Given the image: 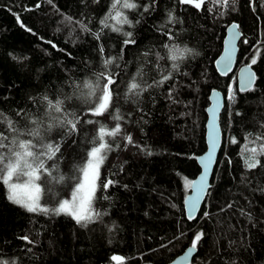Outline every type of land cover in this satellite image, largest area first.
<instances>
[{
	"label": "trees",
	"instance_id": "1",
	"mask_svg": "<svg viewBox=\"0 0 264 264\" xmlns=\"http://www.w3.org/2000/svg\"><path fill=\"white\" fill-rule=\"evenodd\" d=\"M133 2L136 8L122 9L120 0H0V112L21 128L31 127L16 115L21 109L47 125V96L64 100L65 111L81 121L72 133L58 125L42 133L41 143L60 149L44 157L49 171L35 181L47 213L13 203L0 182V264H164L197 233L203 235L190 264H264V155L256 156L257 167L246 165L252 149L264 145V0H205L199 8L179 0ZM116 12L122 16L106 19ZM123 18L130 23H119ZM231 22L241 32L237 67L255 72L246 90L238 89L234 71L223 75L215 66ZM105 59L113 62L105 67ZM102 71L118 84L108 112L96 117L80 96ZM133 78L143 89L138 94L128 91ZM213 89L225 97L223 143L209 195L188 221L183 201L205 150ZM117 124L120 132L106 135ZM100 128L110 149L95 180L94 218L77 223L54 209L84 194L78 185Z\"/></svg>",
	"mask_w": 264,
	"mask_h": 264
},
{
	"label": "snow or ice",
	"instance_id": "2",
	"mask_svg": "<svg viewBox=\"0 0 264 264\" xmlns=\"http://www.w3.org/2000/svg\"><path fill=\"white\" fill-rule=\"evenodd\" d=\"M49 3H52V0H48ZM182 4H191L196 8H199L203 0H179ZM225 4L228 0H224ZM119 6L122 9H134L137 5L133 0H120ZM39 7V4L36 5ZM115 7V4L113 5ZM147 10V9H146ZM122 12H116L115 16H108L106 19H116V17H121ZM71 21V18H67ZM172 19L171 14H169V20ZM87 31V26L81 22H76ZM119 23H130L126 18H123ZM101 24L107 27L106 21L101 20ZM23 27V25H21ZM235 27V26H233ZM114 31H120L119 28H113ZM30 31V29H29ZM127 36H131V33H125ZM97 39H99V34H97ZM124 43L127 45L129 43H135L134 40L126 39ZM231 45L232 41H227ZM167 47V45H166ZM100 51L103 53L104 49L101 46ZM233 49L229 47L226 50V59L230 60ZM175 59V57H173ZM112 59H105L103 61L105 67L111 64ZM257 61L252 60V63L255 64ZM175 67V65H174ZM169 79L168 76H164L159 83H163L165 80ZM251 84V79L247 81ZM118 84V80L113 78L111 73L101 72L96 76L95 84H90L85 82L84 88L88 89L87 92L82 93L80 99L89 104L88 112L92 116H102L108 112L109 107L113 100V93ZM143 91L141 86L133 81L129 83L128 91L134 94H138V91ZM242 90H244L242 88ZM91 97H95V100H90ZM232 97L229 96V99ZM43 101L47 105L48 112L46 117L51 120V123L45 125L44 120L39 116L28 117L24 110L21 109L17 112V116H23L26 120L29 121L31 127L25 126L24 128L18 127L17 123L8 119L0 112V121L7 124L6 131H0V182L7 186L8 199L15 204L24 207L28 212H44L47 213L49 210L43 208L38 203V193L40 192L39 184L35 181L40 180L41 176L48 172L49 169L45 167L44 157L52 159L56 152H58L59 145H54L50 143H41L43 140L42 133L52 131L53 127L60 126L61 128H67L69 133L77 131V125L81 122L79 117L73 113H68L65 111L63 105L64 100L61 99H49L47 96H44ZM58 114V115H54ZM71 116L72 118H68ZM119 119V117H115ZM92 120H88L87 123H92ZM120 132V125L117 124L115 128L106 132L108 136H115ZM99 143L98 146H94L88 152V161L87 166L83 169V182L78 185V191L83 190V195L79 198L76 195H73V200L69 202L64 200L60 203L59 207L54 209L56 214H67L72 216L77 223L87 224L94 218V213L91 211V202L93 198V193L95 191V180L97 177V172L100 165L105 159V153L110 149V146L103 142L105 135V129H99ZM23 136L31 137L32 139L21 138ZM33 139L36 142H33ZM128 143H132V138L127 137ZM215 134L212 137V147L215 148ZM253 156L251 162L246 161V165L249 169L255 168L260 164V161L256 159L257 155H264V145L260 147L259 150L252 149ZM205 173L204 176H207L208 165H204ZM21 175L28 177V181L25 184L13 183V178L19 179ZM203 177L201 178V186L203 185ZM112 181H109L107 184H103V187H108V184H111ZM189 187H196L195 182H189ZM200 198V187H197L195 200ZM195 207V201L193 202V209ZM207 215V213H205ZM193 217L190 215L189 219ZM203 233H197L191 242L189 252L196 249L198 242L201 240ZM27 240V237H24ZM114 260L120 261V257H113Z\"/></svg>",
	"mask_w": 264,
	"mask_h": 264
},
{
	"label": "water",
	"instance_id": "3",
	"mask_svg": "<svg viewBox=\"0 0 264 264\" xmlns=\"http://www.w3.org/2000/svg\"><path fill=\"white\" fill-rule=\"evenodd\" d=\"M205 1V0H203ZM235 26V27H233ZM241 36L240 28L236 23H230L226 28V33L223 39L222 50L218 55L215 66L217 70L223 74H231L236 69L237 54H238V43ZM232 41L231 45L226 43L227 41ZM231 47L233 49L231 59L227 60L226 50ZM236 85L238 89L244 90L250 88L254 81L255 73L253 69L248 64H243L238 69H236ZM251 79V84L249 85L247 81ZM225 104V97L221 92L217 90H212L209 94V104L206 109V121H205V151L197 156L195 159L199 166V172L196 177L191 181L195 182L196 187H190L188 195L184 198L183 208L185 215L189 220H193L197 217L200 212L204 201L206 200L210 189L212 187V176L216 164V158L218 157L222 142H223V132L219 122V117L222 112V109ZM215 134L216 146L212 147V137ZM207 163V176H204L205 168L204 165ZM203 179V185L201 186V178ZM197 187H200V198L195 200ZM195 201V207L193 209V202ZM192 216V219H189V216ZM191 245V244H190ZM190 246H186L179 254H177L170 261L165 262L164 264H190L191 260L196 253V249L189 252ZM141 264H157L154 262H143Z\"/></svg>",
	"mask_w": 264,
	"mask_h": 264
},
{
	"label": "bare ground",
	"instance_id": "4",
	"mask_svg": "<svg viewBox=\"0 0 264 264\" xmlns=\"http://www.w3.org/2000/svg\"><path fill=\"white\" fill-rule=\"evenodd\" d=\"M232 23H236V22H232ZM236 24H237V23H236ZM227 27H228V26H227ZM240 38H241V36H240ZM239 40H240V39H239ZM237 55H238V54H237ZM242 65H243V64H242ZM242 65H239V66L237 67V62H236V69H238V68H239L240 66H242ZM236 69H235L234 73H236V71H237ZM253 71H254V70H253ZM254 73H255V72H254ZM254 80H255V78H254ZM252 82L254 83V81H252ZM252 85H253V84H252ZM214 90H217V89H214ZM217 91H219V90H217ZM219 92H221V91H219ZM221 94H223V93H221ZM223 95H224V94H223ZM222 143H223V142H222ZM205 145H206V143H205ZM221 147H222V145H221ZM220 149H221V148H220ZM205 150H206V149H205ZM205 150H204V151H205ZM204 151H203V152H204ZM203 152H202V153H203ZM219 152H220V151H219ZM202 153H201V154H202ZM214 170H215V169H214ZM213 174H214V172H213ZM210 190H211V189H210ZM189 191H190V188H189ZM188 193H189V192H188ZM188 193L186 194V196L188 195ZM208 195H209V194H208ZM186 196H185V197H186ZM207 197H208V196H207ZM206 199H207V198H206ZM205 201H206V200H205ZM205 201H204V202H205ZM203 204H204V203H203ZM184 213H185V212H184ZM185 217H186V215H185ZM186 218H187V217H186Z\"/></svg>",
	"mask_w": 264,
	"mask_h": 264
},
{
	"label": "rangeland",
	"instance_id": "5",
	"mask_svg": "<svg viewBox=\"0 0 264 264\" xmlns=\"http://www.w3.org/2000/svg\"><path fill=\"white\" fill-rule=\"evenodd\" d=\"M230 96V95H229ZM116 261V260H115ZM117 262V261H116Z\"/></svg>",
	"mask_w": 264,
	"mask_h": 264
}]
</instances>
